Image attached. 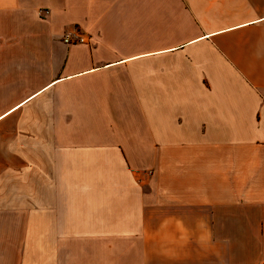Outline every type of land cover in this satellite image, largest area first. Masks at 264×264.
Instances as JSON below:
<instances>
[{
    "label": "crops",
    "instance_id": "0c3cea01",
    "mask_svg": "<svg viewBox=\"0 0 264 264\" xmlns=\"http://www.w3.org/2000/svg\"><path fill=\"white\" fill-rule=\"evenodd\" d=\"M0 264H264V0H0Z\"/></svg>",
    "mask_w": 264,
    "mask_h": 264
},
{
    "label": "built area",
    "instance_id": "2783aa9c",
    "mask_svg": "<svg viewBox=\"0 0 264 264\" xmlns=\"http://www.w3.org/2000/svg\"><path fill=\"white\" fill-rule=\"evenodd\" d=\"M63 42L68 46L89 44V38L85 37L78 28L65 33Z\"/></svg>",
    "mask_w": 264,
    "mask_h": 264
},
{
    "label": "rangeland",
    "instance_id": "374dc122",
    "mask_svg": "<svg viewBox=\"0 0 264 264\" xmlns=\"http://www.w3.org/2000/svg\"><path fill=\"white\" fill-rule=\"evenodd\" d=\"M41 16H43L44 18H46V15L45 14H41ZM71 30H67L65 33L69 32ZM60 33H61V30H58V31H54L52 32V36H53V39L58 42L59 39H60ZM64 37V36H63ZM63 40V38H62Z\"/></svg>",
    "mask_w": 264,
    "mask_h": 264
}]
</instances>
